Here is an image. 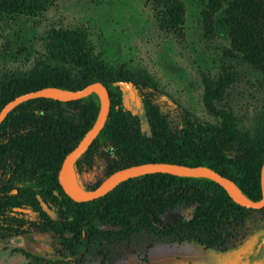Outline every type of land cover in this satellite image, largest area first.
I'll use <instances>...</instances> for the list:
<instances>
[{"label":"trees","instance_id":"1","mask_svg":"<svg viewBox=\"0 0 264 264\" xmlns=\"http://www.w3.org/2000/svg\"><path fill=\"white\" fill-rule=\"evenodd\" d=\"M159 27L184 34L181 0H148ZM55 0H0V20L37 18ZM204 37L211 39L222 17L229 37L224 55L240 58L262 77L264 91V0H201ZM45 53L26 71L0 75V110L15 97L54 86L77 90L102 82L110 95L106 123L74 164L79 185L93 190L120 169L147 162L204 165L233 181L252 200H260L264 161V117L256 128H232L202 121L180 109L174 125L156 102L160 89L146 69L112 67L91 43L85 27L52 28ZM228 77L221 83L228 85ZM121 83L135 87L141 116L127 108ZM209 100L208 111H218ZM66 107L74 112L70 115ZM100 110L94 93L72 101L35 98L15 107L0 124V242L36 233L50 236L52 255L41 264H113L131 249L149 264L155 243H193L226 252L264 230V208L236 203L216 181L203 177L149 173L119 183L105 195L76 201L62 188L58 173L65 157L93 126ZM180 207L188 216L164 218Z\"/></svg>","mask_w":264,"mask_h":264},{"label":"rangeland","instance_id":"2","mask_svg":"<svg viewBox=\"0 0 264 264\" xmlns=\"http://www.w3.org/2000/svg\"><path fill=\"white\" fill-rule=\"evenodd\" d=\"M181 1L186 7L182 36L159 27L148 0H55L37 18L0 20V75L6 70L32 67L45 53L50 29L85 27L95 52L110 66L147 70L160 89L156 102L174 125L182 121V108L202 121L256 128L264 117L260 73L242 59L224 55L230 43L221 16L216 17L212 38L207 39L202 29L201 0ZM225 75L228 85L221 83ZM121 87L124 104L141 116L147 129L137 90L129 83H121ZM207 92L217 115L208 111ZM190 212V207H180L164 218L175 222ZM19 249L41 257L53 254L49 235L29 233L0 242V264H41ZM148 258L149 264H264V230L226 252L205 250L193 243L158 242L149 250ZM113 264L144 263L127 248L124 257Z\"/></svg>","mask_w":264,"mask_h":264},{"label":"water","instance_id":"3","mask_svg":"<svg viewBox=\"0 0 264 264\" xmlns=\"http://www.w3.org/2000/svg\"><path fill=\"white\" fill-rule=\"evenodd\" d=\"M92 92H94L99 97L100 101V110L95 123L85 133L77 146L65 157L58 173V179L62 188L72 199L76 201L93 200L105 195L115 188L119 183L130 178L149 173H168L177 176L203 177L211 179L223 186L236 203L247 208H264V161L261 168L262 197L260 200H252L249 198L233 181L221 175L211 167L204 165L188 166L184 164L168 162H147L120 169L113 172L100 184L99 187L93 190H85L81 186L80 189L71 187L68 182V177L72 170L75 172L74 164L76 160L93 143L94 139L98 136L108 118L110 110V95L107 87L100 81H95L77 90L49 86L21 94L6 103L0 110V124L4 121L9 112L25 101L45 97L67 102L83 98Z\"/></svg>","mask_w":264,"mask_h":264},{"label":"bare ground","instance_id":"4","mask_svg":"<svg viewBox=\"0 0 264 264\" xmlns=\"http://www.w3.org/2000/svg\"><path fill=\"white\" fill-rule=\"evenodd\" d=\"M69 185L75 189H80V185L78 183L75 172L72 170L68 177Z\"/></svg>","mask_w":264,"mask_h":264},{"label":"flooded vegetation","instance_id":"5","mask_svg":"<svg viewBox=\"0 0 264 264\" xmlns=\"http://www.w3.org/2000/svg\"><path fill=\"white\" fill-rule=\"evenodd\" d=\"M23 254V253H22Z\"/></svg>","mask_w":264,"mask_h":264}]
</instances>
